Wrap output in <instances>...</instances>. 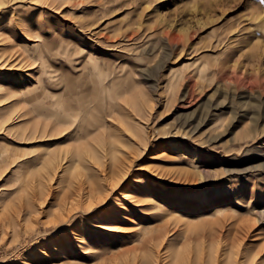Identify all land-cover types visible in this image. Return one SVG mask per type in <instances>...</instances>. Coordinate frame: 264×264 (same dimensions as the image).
Wrapping results in <instances>:
<instances>
[{
  "label": "rangeland",
  "instance_id": "rangeland-1",
  "mask_svg": "<svg viewBox=\"0 0 264 264\" xmlns=\"http://www.w3.org/2000/svg\"><path fill=\"white\" fill-rule=\"evenodd\" d=\"M152 251L264 264V0H0V264Z\"/></svg>",
  "mask_w": 264,
  "mask_h": 264
},
{
  "label": "bare ground",
  "instance_id": "bare-ground-1",
  "mask_svg": "<svg viewBox=\"0 0 264 264\" xmlns=\"http://www.w3.org/2000/svg\"><path fill=\"white\" fill-rule=\"evenodd\" d=\"M42 81H43V79H42ZM42 81H41V83H42ZM64 81H66V92H67V90H70V91H73V84H72V79H71V77L70 76H68V75H66V80H64ZM103 86V85H102ZM113 86H114V84H113ZM104 87V86H103ZM103 89H105V88H103ZM108 89V88H107ZM72 93V92H71ZM103 93V92H102ZM106 94V93H105ZM77 96V95H76ZM92 96V95H91ZM97 96V91H96V89H94L93 90V96H92V100L91 101H85L84 102V108L86 109V111H87V114L89 115V117L90 118H92L93 120H95V121H93L94 122V124H92V125H90V127L92 126H94L95 128H96V126L95 125H99L97 122H98V120L100 119L99 118V112L101 111V109H100V106H93L92 104H93V102H94V100H93V98L95 99V97ZM112 97V96H111ZM126 100V99H125ZM125 100H124V102H125ZM130 101V100H129ZM126 103V102H125ZM77 116V113L76 114H73L72 116H70V121L71 122H74V120H73V117H76ZM88 118V117H87ZM81 120V119H80ZM69 120H67L66 119V122H70ZM92 122V123H93ZM70 124H72V123H70ZM111 125H114L113 123L111 124ZM99 127V126H98ZM81 130H82V126L80 125V127H79ZM88 129L89 128H86V129H83V131H84V136L85 135H87L88 134ZM80 134V133H79ZM83 134V133H82ZM79 136V135H78ZM71 137V136H70ZM76 138V137H75ZM74 138V139H75ZM71 139V138H70ZM77 149V148H76ZM65 153H66V156L67 155H69V153H71V151H70V149L69 150H67V151H65ZM62 154H63V152H61L60 154H53V155H51V156H49V158L47 159V162H46V165H47V167H52V168H54L55 166H57L58 164H60V162L63 160V158H62ZM73 160V159H72ZM219 222V221H218ZM223 223V222H222ZM226 225V224H225ZM223 228V227H222ZM222 230V229H221ZM158 233H160V231H158ZM148 236V235H147ZM147 236H144L143 237V240H142V245H139V246H134V247H132L133 248V250H130V251H135V250H137L138 251V248H146V245H147V247H148V245H149V243H152L151 242V240L153 239H151V237H150V239H148L147 238ZM155 241V240H154ZM153 244V243H152ZM152 244H150V245H152ZM154 246H155V244H154ZM157 246V245H156ZM147 249V248H146ZM141 250V249H140ZM145 250V249H144ZM128 251H129V249H128ZM143 251V250H142ZM155 252V251H154ZM157 254V253H156ZM139 258V257H138ZM139 261V263L140 264H157L158 263V260H157V258H156V256H153V251H152V255L149 253L148 255H146V256H144V258L142 257V258H140V259H138ZM138 264V263H137ZM174 264H181L180 262H179V260L178 261H175V263Z\"/></svg>",
  "mask_w": 264,
  "mask_h": 264
}]
</instances>
